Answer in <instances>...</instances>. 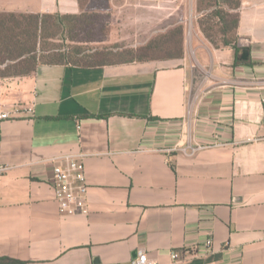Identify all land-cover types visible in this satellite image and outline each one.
Wrapping results in <instances>:
<instances>
[{
	"label": "crops",
	"instance_id": "1",
	"mask_svg": "<svg viewBox=\"0 0 264 264\" xmlns=\"http://www.w3.org/2000/svg\"><path fill=\"white\" fill-rule=\"evenodd\" d=\"M178 1L197 10L0 0V13L123 24ZM239 2L232 46L197 30L180 57L40 64L0 81V110L12 113L0 122V264H133L140 252L158 264H264V0ZM69 157L85 166L88 215L55 198L53 167Z\"/></svg>",
	"mask_w": 264,
	"mask_h": 264
},
{
	"label": "rangeland",
	"instance_id": "2",
	"mask_svg": "<svg viewBox=\"0 0 264 264\" xmlns=\"http://www.w3.org/2000/svg\"><path fill=\"white\" fill-rule=\"evenodd\" d=\"M238 2L239 0H197V10L193 15L185 4L182 5V1L181 5L178 1L179 7L177 9H140L137 14H133L137 15V18L141 17L142 22L123 24L105 23L102 16L95 14H86L80 17L42 14V16L48 15L54 19H48L45 28L39 30L37 52L39 57L45 58L54 57L53 52L60 50L62 53L80 58L87 57L96 51H106L111 53L107 57L108 61L116 62L122 59L127 60L128 56L122 54L124 50L131 51L139 48L146 50L148 48L147 59H170L181 55L185 47L191 48L194 31L200 30L204 34L201 25H199L204 20L210 22L212 29L208 31L210 35H213L216 46L221 47L224 39L234 38L233 26L230 23V29L226 32V35H223L221 33V27L223 26L219 20L214 18V15L216 12L223 11L229 17H227V21H233L232 16L235 15ZM209 4L211 5L208 6ZM204 11H206L205 14ZM4 14L7 15L6 13H0V23L3 22V27H0L3 35L0 36H12L15 33V23ZM130 14L124 15L130 16ZM129 16H123V18ZM192 16L193 18L195 16V22H192ZM17 32L20 33L21 31L16 30ZM122 36L123 41L120 40ZM204 36L207 38L205 34ZM207 40L211 43L209 39ZM21 42L20 49L23 50L27 43L26 38L22 39ZM211 44L215 46L213 43ZM23 58L25 57H21L16 61L5 60L0 63V71H5L8 67H14V64ZM79 58L75 59L78 60ZM18 65L12 68L10 72H25L30 66L32 67L27 63L26 65L23 63L20 66ZM9 78H2L1 80Z\"/></svg>",
	"mask_w": 264,
	"mask_h": 264
},
{
	"label": "trees",
	"instance_id": "3",
	"mask_svg": "<svg viewBox=\"0 0 264 264\" xmlns=\"http://www.w3.org/2000/svg\"><path fill=\"white\" fill-rule=\"evenodd\" d=\"M209 4L208 6H210ZM240 6V2L236 4V10L235 15L232 16L234 18L233 21H227L228 15L225 14L223 11H219L215 13V17L217 20H219L220 24H222L223 27H221V33L223 35H226L227 31L230 29L229 25L230 23L233 26V32H234V38L233 39H224L223 40V46H232L236 42V31L239 24V14L237 13V10ZM206 11H204V14ZM11 21L15 23V33H13L12 36H0V63H3L5 60H12L16 61L17 59L23 58L18 63L14 64L20 66L23 64L26 65H32L30 66L28 70L25 72L21 71H14L10 72V70L14 67H8L5 71H0V81L2 78H19V77H29L36 71L37 67L40 64H48V65H65V64H72L77 65L83 68H95V67H102L106 65H112L116 63H133V62H143L148 61L146 53L148 48L145 50L144 48H139L136 50L131 51H125L122 53L124 55H127V60H119V61H111L107 59L111 55V53H108L106 51H96L91 55H88L87 57H76L67 55L65 53H62L60 50H55L53 54L54 57H39V54L37 52V43H38V33L39 30H43L46 26V21L48 19H54L51 16H42L40 14H13V13H6ZM58 18V17H56ZM229 18V17H228ZM200 27L202 28V31L206 35L207 39L211 41L216 46V42L214 41L213 35H210L208 30H211L210 22L208 20H204L201 23ZM0 27H3V22L0 23ZM25 29V30H24ZM16 30H20V33H16ZM0 35L2 34V31H0ZM26 38V46L23 50H21L20 46L22 44L21 40ZM29 41V42H28ZM221 46V47H223ZM220 47V46H219ZM217 47V48H219ZM44 48V47H43ZM113 54V53H112ZM183 56V52L181 55L177 56L180 57ZM9 58V59H8ZM75 58H79L78 60ZM174 58V57H173ZM12 66V65H11ZM17 66V67H18ZM2 263H12L10 260H2Z\"/></svg>",
	"mask_w": 264,
	"mask_h": 264
},
{
	"label": "built area",
	"instance_id": "4",
	"mask_svg": "<svg viewBox=\"0 0 264 264\" xmlns=\"http://www.w3.org/2000/svg\"><path fill=\"white\" fill-rule=\"evenodd\" d=\"M12 118V113L0 110V122ZM8 170L7 167H1L0 172ZM51 182L55 188V198L59 208L63 212L76 211L83 215L89 214L87 200V185L85 177V166L81 160L75 157H69L65 166L55 165L52 171ZM212 246V240H209L205 248L207 251ZM143 256V261L138 259V255ZM133 264H158L157 261L149 258L146 252H140ZM172 258L177 259L178 254L172 253Z\"/></svg>",
	"mask_w": 264,
	"mask_h": 264
},
{
	"label": "clouds",
	"instance_id": "5",
	"mask_svg": "<svg viewBox=\"0 0 264 264\" xmlns=\"http://www.w3.org/2000/svg\"><path fill=\"white\" fill-rule=\"evenodd\" d=\"M138 259L142 262L144 258H143L142 255L139 254V255H138Z\"/></svg>",
	"mask_w": 264,
	"mask_h": 264
}]
</instances>
